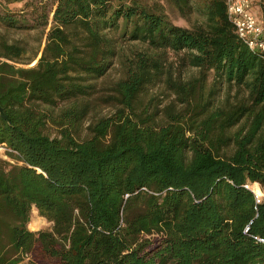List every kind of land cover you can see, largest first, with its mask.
I'll use <instances>...</instances> for the list:
<instances>
[{"label": "trees", "instance_id": "trees-1", "mask_svg": "<svg viewBox=\"0 0 264 264\" xmlns=\"http://www.w3.org/2000/svg\"><path fill=\"white\" fill-rule=\"evenodd\" d=\"M35 1L0 0V145L17 153L0 159V264H264V195L244 188L264 193V54L240 42L225 0H55L25 65L5 34L29 28L28 11L47 25ZM169 55L199 77L172 82L181 107L161 121L138 98ZM114 61L118 107L81 139L88 81ZM209 73L228 89L217 103ZM33 209L48 230H28Z\"/></svg>", "mask_w": 264, "mask_h": 264}, {"label": "rangeland", "instance_id": "rangeland-1", "mask_svg": "<svg viewBox=\"0 0 264 264\" xmlns=\"http://www.w3.org/2000/svg\"><path fill=\"white\" fill-rule=\"evenodd\" d=\"M35 2H40L43 5L42 7H45V10L47 12V21H48L47 25L43 26L42 24H37L35 20V15H30L28 11L27 12L28 16L25 18L27 21H29L28 24L30 27L20 31L18 30L9 31L8 33L5 34L10 42L20 41L22 42V44H24L26 53L23 56L22 63H24L25 65L35 64L38 50L46 43V36L51 27L50 12L53 10L55 4V0H36ZM40 3H38V5ZM38 11L41 10L39 9ZM170 16L174 24L185 28H191L192 26H194L195 24L201 21V17L197 13H192L186 19H181L176 13L170 14ZM127 49L140 50L141 47L138 44L133 43L127 45L125 50ZM168 61L171 64H173L172 67L167 64L165 68V71H168L169 74L168 75L165 74L159 82L149 86L144 93L140 94L138 98V105L140 106L139 109L142 110L143 108L149 107L151 113L155 110L159 111L158 119H160L161 121H163V118L165 116L164 114L167 108L174 106L175 109H177L181 107L178 102L177 95L175 91H173L172 89L171 86L172 82L176 80L178 77H180L179 79L184 82L199 77L198 71L194 68L185 67L181 71L178 70L176 59L175 57H173V55H169ZM170 75L172 76V79H169L170 82L168 83L167 80L169 77H171ZM122 77H123V70L121 64L118 61H114L113 66L108 69V71L103 77L95 81H88V84L94 86L93 94L90 96L89 99L90 102L92 103V106H94V109L89 114L87 121L84 123L83 128L81 129L80 132L81 139H83L87 135L86 127L91 121H95L96 119L101 117H110L116 111L118 106L113 100H111V97L114 96V88L116 83ZM205 87L207 91L210 89L216 92L215 93L216 103H217V98L218 100H222L226 96L228 90L226 88V84L222 83L220 85V91L217 95V80L213 73H209L207 75ZM234 94H235V90L230 92L231 101L235 100ZM243 95H245V93L241 92L239 97ZM45 133L51 138H55L58 136L57 130L52 126H48L47 129L45 130ZM262 195H264V193H262ZM32 219L35 220L42 219L38 216L36 210L34 209L31 212V220ZM42 220L43 222L41 223L39 230H48L50 228V224L47 223L46 220L44 219ZM28 230L31 232L39 231L32 229L31 224L28 225Z\"/></svg>", "mask_w": 264, "mask_h": 264}, {"label": "built area", "instance_id": "built-area-1", "mask_svg": "<svg viewBox=\"0 0 264 264\" xmlns=\"http://www.w3.org/2000/svg\"><path fill=\"white\" fill-rule=\"evenodd\" d=\"M225 5L227 18L240 42L251 53L264 54V0H225ZM11 153L17 155L4 144L0 145V159L12 163ZM244 188L250 189L249 186Z\"/></svg>", "mask_w": 264, "mask_h": 264}, {"label": "bare ground", "instance_id": "bare-ground-1", "mask_svg": "<svg viewBox=\"0 0 264 264\" xmlns=\"http://www.w3.org/2000/svg\"><path fill=\"white\" fill-rule=\"evenodd\" d=\"M250 189H251V191L255 194V196L257 197V198H260L261 197V195H262V192H261V190H260V188H259V186L257 185V184H254V185H252L251 187H250ZM43 222V220L42 219H32L31 220V227H32V229H34V230H39V228H40V226H41V223Z\"/></svg>", "mask_w": 264, "mask_h": 264}, {"label": "water", "instance_id": "water-1", "mask_svg": "<svg viewBox=\"0 0 264 264\" xmlns=\"http://www.w3.org/2000/svg\"><path fill=\"white\" fill-rule=\"evenodd\" d=\"M0 117L2 119H6V116L4 115V113L2 112V109L0 108Z\"/></svg>", "mask_w": 264, "mask_h": 264}]
</instances>
